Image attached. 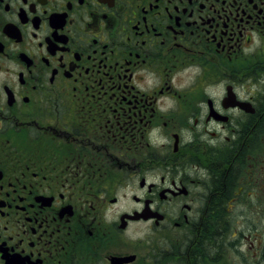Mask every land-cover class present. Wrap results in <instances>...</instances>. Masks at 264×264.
Wrapping results in <instances>:
<instances>
[{"label": "flooded vegetation", "instance_id": "1", "mask_svg": "<svg viewBox=\"0 0 264 264\" xmlns=\"http://www.w3.org/2000/svg\"><path fill=\"white\" fill-rule=\"evenodd\" d=\"M0 264H264V0H0Z\"/></svg>", "mask_w": 264, "mask_h": 264}, {"label": "rangeland", "instance_id": "2", "mask_svg": "<svg viewBox=\"0 0 264 264\" xmlns=\"http://www.w3.org/2000/svg\"><path fill=\"white\" fill-rule=\"evenodd\" d=\"M135 228H136V229H139V227H135ZM135 228H134V229H135ZM136 229H135V230H136ZM135 235H136V234H135Z\"/></svg>", "mask_w": 264, "mask_h": 264}, {"label": "trees", "instance_id": "3", "mask_svg": "<svg viewBox=\"0 0 264 264\" xmlns=\"http://www.w3.org/2000/svg\"><path fill=\"white\" fill-rule=\"evenodd\" d=\"M219 182H221V181H219Z\"/></svg>", "mask_w": 264, "mask_h": 264}]
</instances>
